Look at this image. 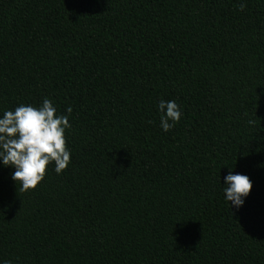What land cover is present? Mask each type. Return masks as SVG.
<instances>
[{"label": "trees", "instance_id": "obj_1", "mask_svg": "<svg viewBox=\"0 0 264 264\" xmlns=\"http://www.w3.org/2000/svg\"><path fill=\"white\" fill-rule=\"evenodd\" d=\"M44 98L70 163L0 165V262L264 264V0H0V115Z\"/></svg>", "mask_w": 264, "mask_h": 264}, {"label": "clouds", "instance_id": "obj_2", "mask_svg": "<svg viewBox=\"0 0 264 264\" xmlns=\"http://www.w3.org/2000/svg\"><path fill=\"white\" fill-rule=\"evenodd\" d=\"M243 7L239 5L240 10ZM65 111L67 115L58 114L54 103L44 98L39 106L20 104L0 115V165L14 169L11 179L16 185L19 182L20 191L34 190L44 180L47 166L54 165L58 175L68 167L71 153L66 146V131L71 128L72 109L68 107ZM157 111L159 126L164 132L182 118L175 100L160 99ZM251 189L252 183L246 175L230 170L224 177L223 193L230 208L242 207Z\"/></svg>", "mask_w": 264, "mask_h": 264}]
</instances>
